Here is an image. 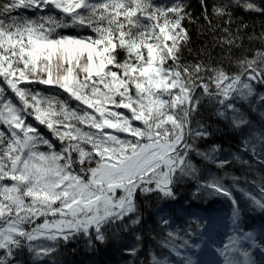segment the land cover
Segmentation results:
<instances>
[{
	"label": "snow or ice",
	"instance_id": "1",
	"mask_svg": "<svg viewBox=\"0 0 264 264\" xmlns=\"http://www.w3.org/2000/svg\"><path fill=\"white\" fill-rule=\"evenodd\" d=\"M198 3L194 15L189 0H0V264H63L69 244L94 254L121 234L134 237L123 250L136 257L148 223L176 257L150 264H192L190 231L167 215L185 178L226 198L234 224L241 196L264 214V175L227 170L264 168V32L247 46L249 25L234 15L264 17V0ZM192 26L219 58L204 47L185 59ZM205 114L239 134V152L200 149L215 135ZM193 156L223 174L200 183L207 167ZM141 198L164 202L158 221L145 219Z\"/></svg>",
	"mask_w": 264,
	"mask_h": 264
},
{
	"label": "trees",
	"instance_id": "2",
	"mask_svg": "<svg viewBox=\"0 0 264 264\" xmlns=\"http://www.w3.org/2000/svg\"><path fill=\"white\" fill-rule=\"evenodd\" d=\"M194 15H199V5L195 6V10H192ZM234 15L237 17V23H246L249 25L248 28L243 29L244 33V43L249 47H259L262 43L260 40L257 39L259 37L261 32H264V17H261L259 15H251L248 13H245L244 10L240 9ZM235 26V25H234ZM189 34L191 36V48L192 53L189 54L187 51L184 53V57L187 61H193L198 56V50L204 47H208L211 49V55L213 57H218V53H220V49L218 47L213 48L211 44V35L199 30L196 26H192L189 28ZM248 37H252V39H248ZM234 67V66H233ZM255 115V114H254ZM213 115H208L205 117L207 122L212 125L213 129L215 130V135L210 138L209 141L201 142L198 146L202 151L207 150L212 142L219 143L222 145V148L224 149L223 155L227 156L230 152H239L240 145H239V134L231 132L226 126L223 121H217V118H212ZM258 127V125H257ZM244 156L245 159H251L250 153H240ZM195 163L198 167H201L202 169L207 167V170L202 173V179L200 183H204V178H207L209 176L213 175H222L223 172L218 170L215 166L212 165H205V162L201 161L198 157L195 160ZM228 172L232 175L237 176H244L247 175L248 179H255L258 176L264 175V168H257L256 173H249L247 169L240 170L239 164L234 163L233 165L228 167ZM194 182V183H193ZM195 184H197V181L189 179L183 187L180 184V188L176 190V195L180 197L179 200H186L188 199V193H190V199L195 198L196 201L204 202L206 204H213L215 200L218 199L216 196L209 195L206 191L199 190L195 187ZM241 187H246L243 180L241 181ZM198 190V191H197ZM237 196H240L239 193L236 194ZM187 196V197H185ZM241 198V197H240ZM161 202L156 200H150L146 201L143 199L139 205L143 208V214L146 220H150L151 218L155 217L154 214H151L155 211V208L160 205ZM157 219V218H156ZM158 221V220H157ZM153 224L148 223L146 226V230L142 232L143 236L146 237L144 239L146 241V246H144L142 249L139 247L137 251L136 257H132L130 254H127L123 250L124 245H132L135 243L134 237L129 238L128 234L122 235L119 238H111L106 243L107 246H102L99 249L100 252H103L106 256V260L109 261L110 264H119L124 260L123 264H148L145 254L146 250L149 249V246L153 244L154 246L158 248L161 247V237H157L160 235V228L157 226L155 230H153ZM166 236V232L164 233ZM146 248V249H145Z\"/></svg>",
	"mask_w": 264,
	"mask_h": 264
},
{
	"label": "rangeland",
	"instance_id": "3",
	"mask_svg": "<svg viewBox=\"0 0 264 264\" xmlns=\"http://www.w3.org/2000/svg\"><path fill=\"white\" fill-rule=\"evenodd\" d=\"M231 227H233L232 222H227L224 232H226L227 230H230ZM199 239L200 240L202 239V242H200L198 244V247H200V249L203 248L204 250H207L208 251L209 249L207 247H209V243L206 244V246H204V244H203V240H205L206 237L203 236V238H202V236H200ZM219 239H220V242H223V243H220V244L218 243V249L220 251L219 257L223 259V261H222L221 264H227V260H228V256H229V246H230V244L233 243V240L237 242L236 244H238L240 242V239L233 238L232 235H228L226 237V239L223 238V235H222V237L220 236ZM210 252H214V251L209 250L207 253L209 254ZM213 254H217V252H214ZM203 259H206L205 256H204V254H202L201 257H197L196 258V260L199 261L200 264H202V261L201 260H203Z\"/></svg>",
	"mask_w": 264,
	"mask_h": 264
},
{
	"label": "bare ground",
	"instance_id": "4",
	"mask_svg": "<svg viewBox=\"0 0 264 264\" xmlns=\"http://www.w3.org/2000/svg\"><path fill=\"white\" fill-rule=\"evenodd\" d=\"M191 255H193V254H191Z\"/></svg>",
	"mask_w": 264,
	"mask_h": 264
}]
</instances>
